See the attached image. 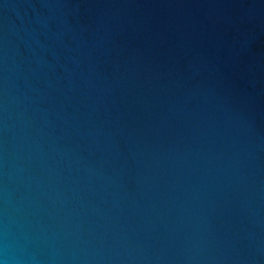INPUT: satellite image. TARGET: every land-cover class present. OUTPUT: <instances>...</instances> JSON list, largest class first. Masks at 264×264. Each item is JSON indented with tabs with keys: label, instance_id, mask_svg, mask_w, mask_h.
I'll return each mask as SVG.
<instances>
[{
	"label": "water",
	"instance_id": "95a60500",
	"mask_svg": "<svg viewBox=\"0 0 264 264\" xmlns=\"http://www.w3.org/2000/svg\"><path fill=\"white\" fill-rule=\"evenodd\" d=\"M0 264H264V0H0Z\"/></svg>",
	"mask_w": 264,
	"mask_h": 264
}]
</instances>
